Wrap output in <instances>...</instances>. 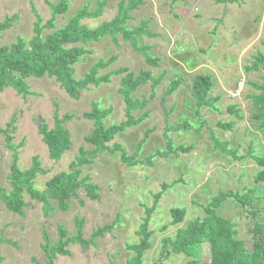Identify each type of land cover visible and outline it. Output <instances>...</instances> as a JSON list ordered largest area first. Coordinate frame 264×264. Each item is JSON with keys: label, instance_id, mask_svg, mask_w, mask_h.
<instances>
[{"label": "rangeland", "instance_id": "1", "mask_svg": "<svg viewBox=\"0 0 264 264\" xmlns=\"http://www.w3.org/2000/svg\"><path fill=\"white\" fill-rule=\"evenodd\" d=\"M58 1L0 0V20L17 15L12 26L1 32L0 46H9L18 37L29 40L36 16L44 24L51 16L48 3ZM69 1L67 13L56 17L57 28L85 6L93 11L102 3L100 16L81 21L88 28H96L115 17L121 0ZM141 1L128 12L124 26L127 30L142 27L149 32L135 34L134 39L138 48H146L147 54L158 58L156 66L147 65L142 53L119 33L116 42L107 35L97 42L77 43L90 52L74 65L77 79L98 60L116 56L107 67L97 71L98 75L108 74L109 82L97 87L89 85L77 99L70 98L49 77L27 78L25 96L12 88L0 92V189H11L12 151L2 132L11 122L10 143L16 147V163L20 170H25L37 157L44 172L36 175L33 188L41 192L54 174L70 169L81 147L85 151L93 148L85 141L93 130V122L83 117L91 110L92 102L101 110H108L103 120L105 126L119 123L125 120V105L117 91L121 78L127 72L137 75L145 70L158 79L152 98L149 99L150 81L132 94L139 101L148 99L146 105L133 111L142 121L115 135L107 144H119L127 156L134 155L137 163L128 165L121 160L120 152L103 150L78 167L80 178L87 176L98 187V199H89L81 188L69 200L67 211H60L56 202L49 200L46 213L42 201L24 193L22 215L6 209L0 200V264H44L43 234L54 243L58 226H63L68 236H74L77 218L82 220L85 239L99 227L112 223L114 227L88 248L70 244V255H58L53 264H127L134 256L127 245L138 243L136 232L148 208L152 209L148 224L152 235L140 264H185L187 259L182 254L163 257L161 239L173 237L177 228L203 218L204 208L219 192L244 195L254 188L258 169L253 156H264V147L261 131L251 120L256 112L251 96L259 93L258 85H264V70L261 65L257 70L247 68L258 53H264V0ZM197 75H207L212 80L208 105L200 108L192 96ZM173 80L179 82L178 88L164 95ZM229 107L238 113L229 111ZM64 114L71 115L64 123L70 148L58 161H53L38 126L44 123L50 129L54 117L60 119ZM218 122H232L233 126L230 130L221 129ZM181 145L192 147L185 153L175 150ZM162 184L167 185L164 190ZM256 186L255 195L262 196L264 182ZM158 193L161 195L154 205ZM173 207L186 210L183 221L175 226L170 225ZM215 212L234 223L236 237L251 249L253 220L247 207L240 209L229 199ZM201 259L209 261V244L202 245Z\"/></svg>", "mask_w": 264, "mask_h": 264}, {"label": "trees", "instance_id": "2", "mask_svg": "<svg viewBox=\"0 0 264 264\" xmlns=\"http://www.w3.org/2000/svg\"><path fill=\"white\" fill-rule=\"evenodd\" d=\"M69 0H59L57 3H48L50 18L41 24V19L36 16L33 25V35L29 40L17 38L9 46H0V92L5 88H12L16 94L25 96L28 94V85L26 79L30 77L54 78L55 82L73 99L78 98V94L86 90L89 85L99 86L109 82V75H98L99 69L107 67L112 63L116 56H111L107 61L98 60L83 75L82 78L74 77V65L79 59L90 52L77 43L97 42L101 37L110 35L114 42L115 36L121 34L125 40H129L133 47L140 51L144 56L145 62L149 66H156L158 58L147 54L146 48H138L134 39L135 34H149L144 32L142 27L134 30H127L124 26L128 12L138 7L141 0H121L118 3L117 14L108 22H103L96 28H88L82 24L83 19H94L101 15L103 4H99L95 10L90 11L87 6L78 10L72 15L67 23L57 28L55 20L57 16H63L69 8ZM17 18L14 14L6 16L0 20V38L1 32L9 29L12 22ZM48 30L47 33H44ZM264 47V43L262 44ZM259 65L264 70V53H258L250 67L247 70H257ZM125 71V70H124ZM151 82V95L153 97L154 89L158 79L153 78L149 71L141 70L137 75L127 72L120 80L119 95L124 102L125 120L105 126L103 120L108 115V110H101L96 102H92L91 110L85 112L83 117L93 122V130L85 141L92 145L90 151H85L82 147L79 149V155L71 164L68 171H61L54 174L45 183L43 191L38 192L33 188V180L38 173H43L37 157H33L32 164L28 169L20 170L16 163V147L11 145L12 136L9 134L11 122L7 123L6 128L2 131L5 134L7 147L12 151V164L10 166L9 181L11 189L9 192L0 189V200L6 209L11 212L22 215V208L25 205L23 194L27 193L31 198L43 202L45 212L49 206V200L56 202V208L62 212L68 210L69 200L76 196L78 189H84L85 194L91 200L98 199V187L89 182L87 176L80 178V169L78 167L90 162L99 151H109L110 153L120 152L121 160L128 164H135L133 156H127L123 148L114 143L112 147L107 144L113 140L115 135L125 132L128 128L142 121V118H136L134 110L141 109L148 99L139 101L132 97L136 89ZM179 86L177 80L170 82L169 87L165 90L164 95H168L176 90ZM212 87V80L207 75H197L192 83V96L195 105L200 108L207 104V93ZM258 94L251 96L252 104L256 112L251 116V120L257 123L261 131L262 143L264 147V85H258ZM229 111L236 114L235 108L229 107ZM198 116L197 110H195ZM146 115V113H145ZM71 118V115L64 114L62 118L54 117V125L48 129L44 123L39 124L38 133L41 135L43 143L46 145L48 157L53 161H58L63 153L70 148L69 134L64 123ZM232 122H218L217 127L230 130ZM192 146H178L177 151L187 152ZM149 159V158H148ZM257 165V172L254 176V185L264 182V156H253ZM138 163H141L138 161ZM248 191V194L240 195L232 191L219 192L213 200L204 208L205 216L189 221L184 227L175 230L173 237L164 236L161 239V253L163 257H168L171 253L182 254L187 260L185 264H264V192L262 196H256V186ZM167 187L162 184L163 190ZM250 194V195H249ZM161 193L155 195L154 205L159 199ZM233 200L240 209L247 207L248 214L253 220L252 244L251 249L246 248L245 242L236 237L234 223L227 218L218 215L215 209L218 208L225 200ZM153 205V206H154ZM152 206V207H153ZM54 209V208H51ZM152 209L148 208L145 217L139 224L136 234L139 236L138 243L127 245V248L134 251L127 264H140L143 252L150 247V237L152 232L148 230L150 213ZM186 215L185 208L173 207L170 209V225L180 224ZM77 231L74 236H68L63 226H58V239L51 243L48 236L44 233V245L42 247L46 261L44 264H53L58 255L69 256L70 252L67 247L70 244H77L83 248H88L95 243V239L110 232L114 223L97 228L92 232L90 238L85 239L81 233L82 220L76 219ZM167 226H164V229ZM203 244L210 246V259L203 262L201 259V247Z\"/></svg>", "mask_w": 264, "mask_h": 264}]
</instances>
